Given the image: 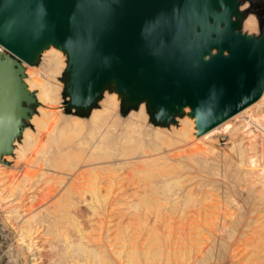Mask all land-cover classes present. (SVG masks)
Wrapping results in <instances>:
<instances>
[{
  "label": "rangeland",
  "instance_id": "obj_1",
  "mask_svg": "<svg viewBox=\"0 0 264 264\" xmlns=\"http://www.w3.org/2000/svg\"><path fill=\"white\" fill-rule=\"evenodd\" d=\"M239 1L243 11L240 28L258 35L264 26V0ZM249 16L256 20L253 31L244 27ZM52 47L60 50L49 45L36 62H22L21 79L24 82L28 72H33L52 88L58 86L52 106L59 107L62 119L70 125L59 120L50 138L42 129H35L31 118L43 105L37 99L38 89L30 90L34 97L29 104L32 113L15 140L26 148L22 131L29 128L44 144L42 152L29 151L24 159L13 151L2 157L0 264H115L113 250L120 252L119 264H126L129 258L119 247L123 243L135 257L133 263L144 264L138 252L145 246L160 249L163 242L181 233L180 249L213 221L225 222L223 236L213 239L209 249L206 241L198 252L196 240L192 241L189 264H264V101L236 119L229 117L233 127L229 132L214 135L207 145L194 144L176 134L187 127L186 121L195 120L188 106L168 123L159 122L151 117L145 100L125 107L123 97L107 85L91 108L76 111L69 107L64 80L68 56L60 50V58L56 57ZM111 94L118 95L117 111H106L103 106ZM92 111H100L101 118L93 120ZM72 121L78 124L71 126ZM252 121L255 125L250 124ZM99 133L104 143L93 150L97 158L85 162L89 148L99 141ZM125 133L136 165L122 171L96 170L101 165L111 168L103 153L110 150L114 135ZM194 134L199 137L197 128ZM17 147L13 143V148ZM58 148L64 149L63 154L58 155ZM93 169L96 171L90 174ZM112 178L116 183L110 181ZM92 179L96 180L95 187L90 184ZM149 182L160 190L179 189L180 205L174 208L173 203L160 202L159 216L151 209L142 219L135 216L130 199L137 191L143 195ZM93 189H98V197L91 196ZM112 192L119 194L118 200ZM179 255L184 256V252L179 251Z\"/></svg>",
  "mask_w": 264,
  "mask_h": 264
},
{
  "label": "water",
  "instance_id": "obj_2",
  "mask_svg": "<svg viewBox=\"0 0 264 264\" xmlns=\"http://www.w3.org/2000/svg\"><path fill=\"white\" fill-rule=\"evenodd\" d=\"M239 0H0V161L34 100L21 79L49 45L67 53L65 94L91 108L107 85L169 122L190 108L197 134L264 89V26L243 31Z\"/></svg>",
  "mask_w": 264,
  "mask_h": 264
},
{
  "label": "bare ground",
  "instance_id": "obj_3",
  "mask_svg": "<svg viewBox=\"0 0 264 264\" xmlns=\"http://www.w3.org/2000/svg\"><path fill=\"white\" fill-rule=\"evenodd\" d=\"M244 27L249 31L255 30L256 29L255 18L253 16L247 17L244 21ZM54 49H56V50H54ZM60 50L57 48H54V47H52L50 49V51L52 53H54L55 56L58 58H60L59 57L61 54ZM24 85H25L26 89H28V90H33L35 88L38 89L37 99L43 105V106H40L38 108V110H37L38 114L36 116L33 115L31 118V122L33 123L35 129H37V130L42 129L43 130L42 134H46L48 136V138H50L51 135L54 133L59 120H62L64 123H66L65 125H67V126L70 125L69 123H67V120L62 119L59 107L52 106V104L55 103L56 98H57V94H58V90H59L58 86L53 85V88L55 90L54 91L50 84H48L47 82L41 81L39 78L34 76L33 72H28V78L25 79ZM117 96H116V94H111V96L108 98L107 102L103 105L104 108H106L105 109L106 111L108 109H111V112L117 111V108L119 106V100H118ZM262 101H264V89H263L262 94L260 95V97L256 101L252 102L251 104L247 105L246 107H244L240 111L233 114L232 115L233 119L238 118L239 115H244L245 113H249L254 107L259 105ZM92 113H93L92 114L93 120H97L101 116L100 111H98V112L92 111ZM232 116H230V118ZM227 119L229 120V117ZM227 119H225V120H227ZM225 120H223V121H225ZM228 120L226 122H223V121L219 122L218 124H216L212 128L198 134L199 137H195V134H194V132L196 130L195 120H193V118H192V120H189L188 122L186 121V123L184 122L187 127H184L182 129L177 130L176 134L178 135L177 137H179L183 141L188 139V140H192V143H194V144L200 143L201 145H207V142L209 140H212L214 135H216L220 132H229L233 128L230 125V122ZM255 122L256 121H252V122H250V124L255 125ZM77 124H78V122L72 121L71 126L77 125ZM245 124L249 125V123H245ZM246 129L249 130V126H246ZM113 134H114V132H113ZM22 135H23L22 141L24 143H26L27 147L25 148L24 146H21L22 142L19 143V142H16V140H14L13 143L15 145H18V147L12 149V151L14 153H16L20 159H24L25 154L29 151H30V153L31 152L32 153H34V152L38 153L40 151L42 152V150H41V149H43L42 144H44V143H42V139L40 137L34 135L30 131L29 128L23 129ZM249 135H254V134L251 131H249ZM128 137H129V135L127 133L122 134V135H120V134L114 135L110 140V150L107 149L108 151L106 150V152L103 153V155L105 154L104 155L105 158H108V160H109L107 162L108 163L107 165H110L111 168H107V167L104 168V166L101 165V167H96L95 169L96 170L107 169L109 171H122V170H124V168H126V169L130 168L132 164L136 165V164H134L135 162L133 161L134 157H132V155H134V154H132L133 152L130 150V147L128 145L129 144L128 143ZM97 138L99 139V141L95 147L89 148L90 154H88L89 156L87 157L85 162H91L93 160H96L97 157L96 158L93 157V150L100 147V144L102 142L104 143V141H102L104 139L102 134L99 133ZM197 148H198V146H197ZM63 150L64 149L58 148L56 152L58 153V155L59 154L61 155V154H63L62 153ZM68 150H69V148H68ZM133 151H134V149H133ZM66 153L68 154V152H66ZM103 155H101V156H103ZM60 159H61V157H60ZM83 159H85V157ZM250 163H254L253 157H250ZM2 165L3 164L0 161V178H2L1 174L4 173V169H1ZM95 166H96V164H95ZM95 169H93L90 172V174H93V172L96 171ZM7 178L9 179V177H7ZM74 178L77 179V176H75ZM92 178H95V177H92ZM110 181L116 183V180L113 178ZM11 182H13V180ZM95 183H96V180H94V179H92V181L90 182V184H92L94 187L96 186V185H94ZM146 189H147V191L143 195H142L143 192L140 191L141 194L140 193L137 194L138 193V191H137L136 196L134 198L130 199L131 202H133L134 206H135L134 214H135V216H137L140 219L146 217L148 215V213L151 212L150 209L153 210L152 211L153 213H155L157 216H159V214L161 213L160 202L173 203L174 208H177L180 205V202H181L180 197L182 195H181L179 189L174 191L171 188L169 189V188L165 187L162 190H160L159 188L155 187L151 183H150L149 188H147V186H146L145 190ZM1 190L2 189H0V195H1V198H3ZM97 192H98V189H93L90 194H91V196L98 197ZM148 192H149V194H148ZM112 194H113V198L115 200H118L119 194H114L113 192H112ZM123 194H125V193H123ZM186 195L188 196V193H186ZM189 195H190V193H189ZM190 196H188V198H190ZM152 207H154L155 209H152ZM140 208H144V209L139 210ZM219 222L220 223L213 221L211 224H209L207 229H206L207 233L205 232L206 230L199 232L198 235L196 236L198 238L193 239V238L189 237V239H187L189 242V245L188 246L185 245L186 247L183 245L185 248L182 247L179 249V246H182L181 242H183V240H181V233H180V234H177L172 240L163 242L162 245L160 246V249H155L154 246H151V245L145 246L144 248H142L138 252V257L140 258V260L141 259L143 261L145 260L144 264H156V263L157 264H189L190 260L192 259L191 253L194 250L193 249L194 245L197 247L196 252H198L199 249L201 248V245H204L207 241V249H209L212 245L213 239L217 238L218 235L223 236V232L225 231L226 224H225V222H222V221H219ZM135 231H137V230H135ZM190 236H192V234ZM194 240H196L195 244H194V242H192ZM21 241L24 242L22 239H21ZM26 245L28 246V248H30V246H31L30 243H28ZM119 247L122 248V250H123L122 253L126 257L129 258L126 264H134L133 261H135V257L133 256L132 253L131 254L129 253L130 251L128 252V250H127L128 246H126L125 243H123ZM181 249H184V250H181ZM117 251L118 250H115V251L113 250L114 256H113L112 260L115 264H119L121 259H122L120 252H117ZM179 251H181V252L183 251L184 256H180V255L178 256ZM116 254H117V256H116ZM117 259H118V261H117ZM136 263H137V261H136ZM122 264H125V261H123Z\"/></svg>",
  "mask_w": 264,
  "mask_h": 264
}]
</instances>
